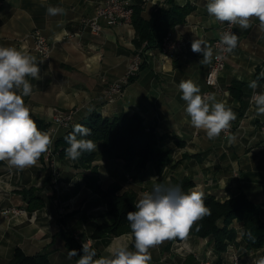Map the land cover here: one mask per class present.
<instances>
[{
	"label": "crops",
	"instance_id": "1",
	"mask_svg": "<svg viewBox=\"0 0 264 264\" xmlns=\"http://www.w3.org/2000/svg\"><path fill=\"white\" fill-rule=\"evenodd\" d=\"M103 1L0 0V46L15 47L35 56L40 68L39 80L28 77L33 89L24 101L30 114L49 123L46 131L53 141L67 130L52 122L57 112L72 111L73 124L95 112L104 117L138 114L146 128L154 130V150L166 152L169 162L160 171L152 161L144 167L133 165L126 169L122 159L104 157L97 144L94 164L102 185L117 183L120 191H134L138 201L156 184L179 186L178 181L189 179L194 182L192 188L219 200L244 192L264 219V131L258 127L264 114L257 113L250 99L253 91L264 92V31L259 29V21L253 18L252 27L247 30L236 26L238 46L226 57L218 78L222 90L211 92L217 101L232 108L236 119L228 135L221 133L218 138L208 139L203 130L191 125L185 112L186 102L178 89L181 80L194 81L201 93L207 89L205 76L211 62L201 64L202 54L191 51L194 38L211 46L223 23L208 15L207 0H131L145 19L151 18L159 7L189 6L184 19L167 32L172 39H184L185 44L166 57L159 47H143L138 71L128 79L123 93L111 102L105 97L106 86L126 72L143 42H135L131 21L105 25L100 20L99 34L83 25L82 19L92 16ZM49 6L61 7L65 14L50 16L46 12ZM36 28L51 43L48 58L33 49L31 32ZM252 80H258L256 89L248 86ZM235 81L240 84L231 90ZM55 159L60 171L58 191L51 185L43 156L35 166L24 170L0 162V261L10 259L15 248L20 247L28 255L46 250L49 264H76L80 257H69L58 235L61 229L69 230L78 239L89 238L96 258L108 255L106 250L114 243L127 244L134 251L129 232L91 236L98 223L110 218L105 215L106 206L98 194L84 183L89 169L75 166L76 160L67 156L55 154ZM30 187L43 202L41 207L29 208L28 196L20 190ZM11 206L23 211L3 212ZM232 224L240 227L237 221ZM149 251L150 264H181L188 254H193L200 264H231L234 254L242 264H253L262 256V249L247 248L239 236L221 254L215 252L211 238L193 234L186 240L164 241Z\"/></svg>",
	"mask_w": 264,
	"mask_h": 264
},
{
	"label": "clouds",
	"instance_id": "2",
	"mask_svg": "<svg viewBox=\"0 0 264 264\" xmlns=\"http://www.w3.org/2000/svg\"><path fill=\"white\" fill-rule=\"evenodd\" d=\"M205 7L209 16L227 22L229 27L235 25L247 30L252 27V19L256 18L259 29L264 31V0H207ZM46 12L50 16L65 14L63 8L52 6L47 7ZM238 40L235 32H223L218 41L219 52L232 53ZM191 51L202 54L201 64H208L213 58L212 47L201 39L191 41ZM28 77L33 80L41 78L36 57L15 47L0 46V162L6 161L10 168L17 170L35 166L53 143L50 134L37 127L30 108L25 104L24 97L33 89ZM248 86L256 89L258 80H252ZM178 89L182 93L181 99L186 102L185 112L191 125L203 130L208 139L218 138L230 129L236 113L226 102L217 101L215 94H202L192 80H181ZM251 100L257 113L264 114V92H254ZM91 135L90 128L75 124L72 132L64 137L68 144L66 156L77 160L83 153L97 151V143L86 139ZM230 139L234 140V137ZM134 207L135 210L126 215L131 229L128 238L134 240V251H130L127 244L114 243L107 248L108 255L96 258L92 242H83L82 254L76 264H150L149 249L167 240H186L193 224L211 214L203 191L192 188L185 192L180 186L161 184L144 192ZM77 255L76 249L69 251V257ZM253 264H264V256Z\"/></svg>",
	"mask_w": 264,
	"mask_h": 264
},
{
	"label": "trees",
	"instance_id": "3",
	"mask_svg": "<svg viewBox=\"0 0 264 264\" xmlns=\"http://www.w3.org/2000/svg\"><path fill=\"white\" fill-rule=\"evenodd\" d=\"M189 9L187 5L159 7L151 18L145 19L133 6L131 22L136 31L135 42L139 45L147 41L149 46L158 48L162 38L176 23L184 19ZM238 84L240 82L235 81L231 90ZM235 94L238 95L239 92ZM31 116L41 131L47 130L48 122L32 114ZM75 124H84L90 128L92 135L86 139L99 144L104 157L122 159L126 169H130L133 165L144 167L147 162L152 161L156 169L160 171L169 162L166 152H157L153 148L156 143L154 130L150 127L146 128L140 115L125 113L114 117H104L95 112L74 124L72 122L66 126L67 130L63 135L53 141L52 148L59 156H66L65 149L68 144L64 137L72 132ZM96 156V151L83 153L75 163V166L79 168L89 169V172L84 174V183L98 194L106 206L105 215L110 218L108 221L98 223L91 236L99 238L125 232L131 234L126 215L127 212L135 210L136 193L132 190L120 191L117 183L102 185L94 164ZM178 185L183 191L188 192L194 182L182 179L178 181ZM20 191L24 196H28L30 209L43 205L41 199L35 195L34 188H24ZM204 199L211 214L196 221L189 234L211 238L214 250L218 254L223 253L228 244L239 236L247 248L262 249V256H264V219L260 215L258 206L244 192H238L224 200L217 199L213 194H204ZM233 221L239 222L240 227H235L232 224ZM58 235L63 239L68 251L77 250L78 255L74 257L82 254V246L72 232L61 229ZM130 247L134 248V240H131ZM0 264H49V257L46 250L28 255L20 247H16L12 257L6 261H0ZM181 264H200V262L193 254H188Z\"/></svg>",
	"mask_w": 264,
	"mask_h": 264
},
{
	"label": "built area",
	"instance_id": "4",
	"mask_svg": "<svg viewBox=\"0 0 264 264\" xmlns=\"http://www.w3.org/2000/svg\"><path fill=\"white\" fill-rule=\"evenodd\" d=\"M132 13L133 4L131 0H104L100 5L97 6L92 16L82 19V23L83 25L87 26L93 34H99L102 30V24L100 23V20H103L105 22V25L130 22ZM235 29V25L229 27L227 22H223L219 28L218 35L212 39L211 47L213 49V58L205 76V84L207 85V89L203 91L202 94H209L212 91L222 90L219 85L218 78L221 71L225 67V60L229 53L221 54L219 52L220 46L218 44V41L223 32H235ZM31 36L33 38V49L43 58H48L51 51V43L48 41L44 33L36 28L32 30ZM184 44V39H172L169 34H166L160 42L159 49L161 51V54L166 57L170 55L171 52L180 50L184 46ZM147 45V41H143L142 47L137 50L133 59L128 64L126 72L120 78L108 83L105 88V97L107 101L111 102L123 93L124 85L126 84L128 79L138 71L142 61L143 47ZM254 92L257 91L252 92L250 99L252 98ZM52 122L57 126H69L72 123V111L55 113L53 115ZM258 127L260 130L264 131V121L259 122ZM232 129L233 124L231 122L230 129L226 133L222 132V134L228 135L232 131ZM55 154L56 153L51 146L46 153L42 154V156L49 171L51 185L54 190L58 191L60 172L56 163ZM22 211V208L16 206H11L3 210L4 213L10 212L12 214H20ZM78 241L82 246L83 242L87 243L91 240L89 238H85L78 239ZM202 264H207V262H203ZM231 264H242L237 254H234L232 256Z\"/></svg>",
	"mask_w": 264,
	"mask_h": 264
},
{
	"label": "rangeland",
	"instance_id": "5",
	"mask_svg": "<svg viewBox=\"0 0 264 264\" xmlns=\"http://www.w3.org/2000/svg\"><path fill=\"white\" fill-rule=\"evenodd\" d=\"M45 169H46V171L48 172V174H49V171H48V169H47V166L45 165ZM59 170V169H58ZM60 172V171H59Z\"/></svg>",
	"mask_w": 264,
	"mask_h": 264
}]
</instances>
